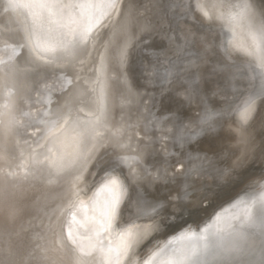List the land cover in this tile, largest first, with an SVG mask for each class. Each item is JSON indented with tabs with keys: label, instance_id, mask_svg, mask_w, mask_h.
<instances>
[{
	"label": "bare ground",
	"instance_id": "obj_1",
	"mask_svg": "<svg viewBox=\"0 0 264 264\" xmlns=\"http://www.w3.org/2000/svg\"><path fill=\"white\" fill-rule=\"evenodd\" d=\"M179 2L123 0L122 10L116 12L102 0H72L74 4L99 7L64 8L52 18L57 23H50L40 17L39 9L29 0H15V7H9L10 0H0V259L10 252L15 264H69L71 255H80V247L88 251L94 245L92 254L84 257L85 264H105L101 248L106 251L110 242L118 244L122 231H139L143 235L142 230L150 224L149 218L141 215L148 210L143 203L134 204L123 223L97 235L101 208L109 196L101 190L104 173L99 165L122 153L129 157L126 173L135 167L132 157L137 148L141 155L154 151L173 172L181 163L189 169L199 168V161L189 158L195 157L196 148L207 149L213 144L220 157L214 168L198 178L193 176L197 181L194 185L190 181L181 187V202L190 199L192 204H202L208 197L207 209L199 217H189L187 213L174 221L169 217L171 227L164 233H155L163 243L145 258V253H139L143 242L140 243L128 264H164L174 252L195 243L193 233L199 235L205 228L220 227L216 216L226 220L242 213L253 201H257L256 208L260 206L264 197V103L260 99L255 118L242 133L233 130L237 112L222 126L217 124L210 135L198 137L199 143L193 141L183 149L174 145L173 133L167 131L173 122L165 123L162 130L155 117L171 110L181 122L174 134L184 135L187 129L183 126L198 122L204 107L242 108L249 94L260 91L264 75L258 67L256 51L264 48L260 40L264 0H199L201 11H195L193 0L195 19L172 7ZM161 3H166L167 8L160 7ZM243 5L249 7L245 9ZM106 17L104 28L96 30V21ZM89 24L96 26L85 41L83 33ZM95 31L98 33L93 36ZM193 34L197 38L206 36L212 42L222 71L216 75L210 74V68L204 71L202 91L189 103L177 94L175 85H160L145 70L150 73L154 66L158 67V60L174 59L173 40L179 38L182 42L185 36L191 40ZM29 36L43 49L40 58L27 47L21 50L20 44ZM52 47L55 52L47 51ZM162 89L167 91L162 94ZM101 105L110 131L98 129L105 139L98 138L95 154L100 160L96 165L87 166L88 171L81 165L57 176L55 168L35 163L33 149L39 135L36 129L42 126L39 121L45 118L46 111L63 106L65 113L73 110V118L88 121L95 119ZM117 130L119 135L113 136ZM57 136L58 154L71 158L75 145ZM117 139L129 147L117 148ZM226 166H236L239 176L229 181ZM96 177L97 184L91 187ZM217 185L223 187L218 189ZM77 190L79 195H72ZM216 191L220 194L213 196ZM168 211L178 209L171 207ZM69 231L77 244H72Z\"/></svg>",
	"mask_w": 264,
	"mask_h": 264
},
{
	"label": "snow or ice",
	"instance_id": "obj_2",
	"mask_svg": "<svg viewBox=\"0 0 264 264\" xmlns=\"http://www.w3.org/2000/svg\"><path fill=\"white\" fill-rule=\"evenodd\" d=\"M29 2L31 6L39 9L40 17L48 19L50 23H57V20L52 18L58 12H62L64 8L87 7L95 9L99 7L92 3L74 4L72 0H69L67 4H64L63 0H29ZM102 3L111 11L116 12H120L123 6V0H102ZM15 6V0H10L9 7ZM167 6L166 3L160 4L162 8H167ZM172 7L180 8L185 15H191L195 19L193 0H180ZM202 7L199 0H196L195 11H201ZM242 7L247 9L249 6L243 5ZM202 15L211 19L207 12H202ZM96 24H100V21L97 20ZM95 26L89 24L83 33V40L88 39V35ZM260 40L264 41V31L261 33ZM173 43L175 58L166 57L164 60H158V67L154 66L150 73L148 69L145 72L155 76L161 84L175 85L177 94L192 103L202 91L200 82L203 79L204 71H208L210 68V74L216 75L222 71V62L217 58L213 44L206 36L197 38L193 34L191 40L185 36L182 42L179 38H175ZM26 47L29 48V51L35 52L37 58H40L39 52L43 49L39 44H34L30 36L26 38L25 43L20 44L21 50ZM47 51L55 52L56 48L52 47ZM251 54L249 52V55ZM256 54L259 60L258 67L262 70L261 74L264 75V48L258 47ZM202 66H204L203 69ZM164 91L167 89H162V94ZM258 99L264 103V85L258 93L248 95L243 101L242 108H232L230 105L223 109L204 107L200 114V120L184 125L187 132L179 136L174 134V130L181 122L171 110H168L165 115L155 117V119L162 130L165 123L173 122V127L167 131L173 133L171 138L174 145L179 144L183 149L185 145H190L193 141L199 143L198 137L210 135L214 132L217 124L222 126L225 120H231L237 112V126L233 130L242 133L250 121L255 118ZM49 102L51 103V101ZM103 111L101 105L95 119L88 121L80 120L78 117L73 118V110L69 109L65 113L63 106L56 111L51 109L46 111L45 118L39 121L42 126L36 129L39 135L35 144L36 149L40 151L36 152V149H33L36 153L35 163L39 166H47L49 169L55 168L57 176L67 169L78 168L81 165L85 166V171H88L87 166L96 165L100 160V157L95 154L96 144L99 139H105L98 129L103 127L105 131H110L103 117ZM57 134L65 140H71L75 145V153L71 158L66 159L58 154L55 144L58 139ZM118 135L119 130L113 133V136ZM115 146L120 149L129 147L119 139L116 140ZM135 151L137 154L132 157L135 167L129 168L126 173L125 164L129 157L122 153L115 154L112 161H102L99 165L100 171L104 173L101 177V190H106L109 196L101 208L100 231L97 232V235L112 230L118 223H123L125 214L130 212L134 204L143 203L146 206L148 210H143L141 215L147 216L150 224L142 230L143 235L139 231L134 233L131 230H125L120 233L118 244L113 246L110 242L106 251L101 248V251L105 253V264H128L140 243L150 239L155 233L166 232L171 227L169 217L173 221L183 218L185 213L189 217H199V214L209 206L208 197H204L202 204H192L190 199L181 202L180 192L183 185L190 181L193 185L197 182L193 176L198 178L208 169L215 167L220 153L213 144H210L207 149H194L195 157H189L190 160L199 161V168L189 169L181 163L175 172L171 171V166H165L167 162L161 161L154 151H145L143 155L140 154L139 148ZM219 162L225 163L224 161ZM235 167H225L229 181L233 177L239 176ZM181 168L184 171H181ZM97 174L92 173L93 176ZM49 183L52 181L50 180ZM222 187L217 185L218 189ZM161 191H164L165 194L161 195ZM209 191L212 190L209 189ZM212 194L218 196L220 193L216 191ZM72 195H79V190L73 192ZM82 203L83 201H81ZM256 204L257 201H253L252 205L247 206L242 213L230 215L226 220L216 216L217 223L221 224L220 227L214 230L205 228L199 235L193 233L195 243L186 250L174 252L164 264H264V197L261 198L258 208L255 207ZM171 207H176L178 211H168ZM69 239L72 244H77V241L72 239L71 231H69ZM94 248L93 245L92 249L85 251L80 247L78 249L80 255H71L69 264H85L84 257L90 256ZM63 259L61 258V261ZM0 264H15L12 254L9 252L8 255L0 259ZM53 264L56 262L54 261Z\"/></svg>",
	"mask_w": 264,
	"mask_h": 264
},
{
	"label": "water",
	"instance_id": "obj_3",
	"mask_svg": "<svg viewBox=\"0 0 264 264\" xmlns=\"http://www.w3.org/2000/svg\"><path fill=\"white\" fill-rule=\"evenodd\" d=\"M197 16L199 17V18H201L200 16V14H197ZM109 17H106L105 19H104V21H102V22H100V24L97 26V29L96 30H98V31H100V30H102L103 28H104V25L108 22L107 21V19H108ZM98 31L96 32L95 31V33H93V36L95 35L96 36V33H98ZM239 56V55H238ZM160 85H161V83H160ZM97 177L92 181V183H91V187L94 185H96L97 184ZM90 190H91V188H90ZM70 210L71 209H69L68 210V212H67V214H66V218L65 219H69V217H70V214H69V212H70ZM67 216H68V218H67ZM118 224H120V223H118ZM163 241V238H160V236H157V235H152V237L150 238V239H147V240H145V241H143V243L141 244V247H140V249H139V253L141 254V253H145L144 254V258L146 257V256H148L150 253H152L153 251H155V249H157L160 245H161V243H163L162 242ZM142 258H143V256H142Z\"/></svg>",
	"mask_w": 264,
	"mask_h": 264
},
{
	"label": "rangeland",
	"instance_id": "obj_4",
	"mask_svg": "<svg viewBox=\"0 0 264 264\" xmlns=\"http://www.w3.org/2000/svg\"><path fill=\"white\" fill-rule=\"evenodd\" d=\"M193 24V23H192Z\"/></svg>",
	"mask_w": 264,
	"mask_h": 264
}]
</instances>
